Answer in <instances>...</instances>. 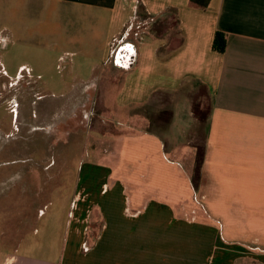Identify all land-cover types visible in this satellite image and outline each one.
Segmentation results:
<instances>
[{"label":"crops","instance_id":"obj_1","mask_svg":"<svg viewBox=\"0 0 264 264\" xmlns=\"http://www.w3.org/2000/svg\"><path fill=\"white\" fill-rule=\"evenodd\" d=\"M207 1L0 0L2 22L18 31L22 8L36 2L52 14L50 25L66 39L58 43L51 33L50 44L82 54L70 59L69 71L88 61L97 73L93 87L130 107L128 126L153 123L135 109L154 99L160 114L155 131L105 134L109 156L142 167L153 185L133 192L136 184L110 165H87L62 253L35 256L15 246L0 250V264H264V250L231 241L213 223L219 207L264 206V0ZM145 20L157 32L132 31ZM216 31L224 34L223 52L212 48ZM199 88L209 102L204 121L192 112ZM102 106L117 122L106 99ZM200 136L204 156L194 187ZM200 200L213 217L198 211Z\"/></svg>","mask_w":264,"mask_h":264},{"label":"rangeland","instance_id":"obj_2","mask_svg":"<svg viewBox=\"0 0 264 264\" xmlns=\"http://www.w3.org/2000/svg\"><path fill=\"white\" fill-rule=\"evenodd\" d=\"M35 6L36 2L28 10L22 8L20 31L16 25L3 23L4 13L0 14V250L16 246L26 254L45 257L58 256L65 248L73 196L78 182L86 177L87 165H110L136 184L133 192H143L154 184L141 173L142 167L130 169L124 161L109 156L105 134L155 131L154 120L160 114L154 99L135 109L154 124L128 126L130 107L122 105L116 93H101L93 87L97 73L89 71L88 61L78 71H69L70 59L75 61L82 54L73 47L62 50L61 44L57 48L50 44L51 33L58 43L65 41V35L50 25L52 14L39 12ZM137 25L132 31H150L149 20ZM88 87L90 94H86ZM105 99L116 110L117 122L105 113ZM208 104L199 88L194 105L207 110ZM194 144L197 153L203 148L201 136ZM134 148L126 150L139 153L140 148ZM198 204V211L214 216L201 200ZM217 213L213 223L225 229L228 239L264 250V206L219 207ZM85 237L90 248L91 232ZM76 243L73 240L75 247Z\"/></svg>","mask_w":264,"mask_h":264},{"label":"trees","instance_id":"obj_3","mask_svg":"<svg viewBox=\"0 0 264 264\" xmlns=\"http://www.w3.org/2000/svg\"><path fill=\"white\" fill-rule=\"evenodd\" d=\"M197 2L199 4H201L202 6H205L208 1L207 0H197ZM150 30L157 32V30H158L157 24L151 23ZM225 44L226 43H225L224 34L219 32V31H216L214 34V37H213V41H212V48L217 52H223L225 49ZM192 112L196 116V118H198V120H200V121H204L207 117V114H208V111L201 109L199 107V105H193ZM196 154H197V156H196V167L194 169V173L192 176V180H193L192 183H193L194 187L197 186V182L199 179V168H200V165L202 163L203 156H204L203 148L199 149V151Z\"/></svg>","mask_w":264,"mask_h":264},{"label":"built area","instance_id":"obj_4","mask_svg":"<svg viewBox=\"0 0 264 264\" xmlns=\"http://www.w3.org/2000/svg\"><path fill=\"white\" fill-rule=\"evenodd\" d=\"M82 248L84 251H87L89 249L86 243H83Z\"/></svg>","mask_w":264,"mask_h":264},{"label":"flooded vegetation","instance_id":"obj_5","mask_svg":"<svg viewBox=\"0 0 264 264\" xmlns=\"http://www.w3.org/2000/svg\"><path fill=\"white\" fill-rule=\"evenodd\" d=\"M124 53H125V52H124ZM124 53L121 55V56H122V58H123V59L121 58V59H122V61L124 60Z\"/></svg>","mask_w":264,"mask_h":264}]
</instances>
